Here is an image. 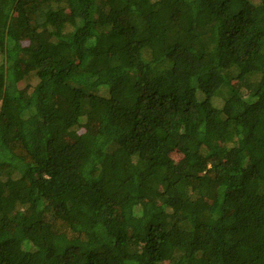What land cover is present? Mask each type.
I'll return each mask as SVG.
<instances>
[{
  "label": "trees",
  "instance_id": "obj_1",
  "mask_svg": "<svg viewBox=\"0 0 264 264\" xmlns=\"http://www.w3.org/2000/svg\"><path fill=\"white\" fill-rule=\"evenodd\" d=\"M0 264H264V0H0Z\"/></svg>",
  "mask_w": 264,
  "mask_h": 264
},
{
  "label": "rangeland",
  "instance_id": "obj_2",
  "mask_svg": "<svg viewBox=\"0 0 264 264\" xmlns=\"http://www.w3.org/2000/svg\"><path fill=\"white\" fill-rule=\"evenodd\" d=\"M23 43H25L26 44V42H23ZM172 157L177 161V160H179L180 158H181V156H180V153L179 152H176V153H174L173 155H172Z\"/></svg>",
  "mask_w": 264,
  "mask_h": 264
}]
</instances>
